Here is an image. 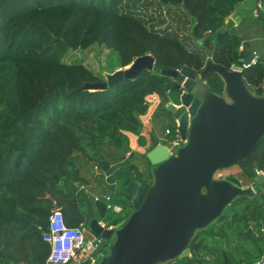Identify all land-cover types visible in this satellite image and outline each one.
<instances>
[{
    "label": "trees",
    "instance_id": "1",
    "mask_svg": "<svg viewBox=\"0 0 264 264\" xmlns=\"http://www.w3.org/2000/svg\"><path fill=\"white\" fill-rule=\"evenodd\" d=\"M243 1L0 0V264H44L49 245L41 232L54 206L70 226H88L89 210L106 227L126 219L133 206L123 186L130 179L147 187L152 182L145 154L155 137L153 126L142 133L148 99L159 98L151 119L157 113L172 118L166 103H178L180 90L173 78L154 69L143 68L105 89H83L85 83L104 80L81 60L67 62L68 53L98 44L116 53L119 67L151 54L160 69L198 74L207 58L230 69L240 66L245 54L238 50L241 38L225 19ZM259 1L264 9V0ZM258 18L264 21V10ZM188 21V33L182 34ZM242 76L250 92L262 95L264 56L243 68ZM206 85L213 93L223 92L216 72L208 73ZM165 129L175 137L174 120ZM135 137L148 163L144 172L127 162L135 154ZM121 160L119 183L108 201L90 200L76 188L75 182H88L93 166L108 172ZM236 164L243 183L253 180L255 169H264V135ZM256 185V193L237 195L228 213L195 230L189 256L162 264L260 260L264 181Z\"/></svg>",
    "mask_w": 264,
    "mask_h": 264
},
{
    "label": "water",
    "instance_id": "2",
    "mask_svg": "<svg viewBox=\"0 0 264 264\" xmlns=\"http://www.w3.org/2000/svg\"><path fill=\"white\" fill-rule=\"evenodd\" d=\"M252 58L249 54L239 62L248 64ZM129 65L82 88L105 89L135 77L143 68L172 77L180 94L178 103L169 101L166 109L181 141L170 152L157 138L151 139L145 156L153 166L152 182L147 187L130 179L123 186L133 206L126 219L106 227L89 210L88 227L99 239L77 264H158L189 256L188 244L196 229L228 213L237 195L252 194L235 175L214 178V173L246 158L264 135V84L263 94L254 95L246 87L242 69H227L210 58L198 74L183 68L160 69L151 54L136 57ZM209 72L221 77L225 96L208 89ZM255 181L262 183L264 175H257Z\"/></svg>",
    "mask_w": 264,
    "mask_h": 264
},
{
    "label": "crops",
    "instance_id": "3",
    "mask_svg": "<svg viewBox=\"0 0 264 264\" xmlns=\"http://www.w3.org/2000/svg\"><path fill=\"white\" fill-rule=\"evenodd\" d=\"M258 3L261 4L259 0H245L239 3L236 10L230 13L225 19V25L227 27H232L233 29H235V31L241 38V44L239 46H241L242 48L239 51L245 54V56L243 57H246L249 54H253V58L255 59L258 56H264V21L258 18V13L257 15H254L253 13V10L256 8ZM259 10H264L262 4ZM189 24L190 22L188 21L187 23H185V26L181 27L180 32L182 34L188 33L187 26ZM233 67H235V65H233ZM118 68H122V67L116 65L110 71L107 72L108 73L113 72ZM153 97L156 100H154L153 104L150 105L148 113L147 115L144 116L143 119V131H142L143 134H145L146 130H148L151 127V115L156 105L159 102V98L156 95H153ZM142 150L143 147L138 146L135 137L133 144H131V151L135 153L136 152L140 153ZM124 162H125L124 160H121L113 164L111 170H109L108 172H100L99 170L93 171L92 169L91 170L92 175L91 174L88 175V182L86 184L79 182H75L74 184L77 189H79L78 188L79 184H84L85 189H81V190L84 191V193L88 196L90 200H95L94 199L95 197H98L99 199L103 198L105 194L110 195L111 192L115 191V189L118 186V179L116 174L118 170L121 168L122 164H124ZM142 164L145 166V162L144 163L142 162ZM79 225H81V227L84 229L83 222L80 223ZM262 257H264V255ZM77 263L78 262L76 261L68 264H77Z\"/></svg>",
    "mask_w": 264,
    "mask_h": 264
},
{
    "label": "built area",
    "instance_id": "4",
    "mask_svg": "<svg viewBox=\"0 0 264 264\" xmlns=\"http://www.w3.org/2000/svg\"><path fill=\"white\" fill-rule=\"evenodd\" d=\"M260 8L261 4L258 3L256 8L253 10L254 15H257ZM241 48L242 47L239 46L238 50H241ZM254 62L255 58H252L250 63L241 64L240 66H235L232 68L241 70L248 67L251 63ZM177 69L179 71L181 68ZM165 133L169 134V129H165ZM180 141V136L176 130V135L171 139L170 146L166 144L165 145L168 147L170 152H175L172 151L171 147L177 149ZM129 154L130 152H127L126 156H128ZM92 169L93 171H98V168L96 166H93ZM257 175H264V169H255L254 178L248 183H243L239 179L241 182V187L249 188L252 193H256L257 188L255 178ZM222 177L224 176L218 178ZM78 188L85 189V185L79 184ZM262 192L264 194V190ZM103 198L108 201L110 195L105 194ZM94 199L98 200L99 198L95 197ZM107 207L111 208L115 212H119L121 210V207L116 204H107ZM260 230L264 233V227H261ZM41 237L49 245V251L44 264H68L76 261L79 262L89 255L99 239L95 235H93L92 237H88L87 235H85L84 229L81 227V225H67L64 221L62 211L59 207H53L51 209L48 215L47 229L41 232ZM253 264H264V257Z\"/></svg>",
    "mask_w": 264,
    "mask_h": 264
},
{
    "label": "rangeland",
    "instance_id": "5",
    "mask_svg": "<svg viewBox=\"0 0 264 264\" xmlns=\"http://www.w3.org/2000/svg\"><path fill=\"white\" fill-rule=\"evenodd\" d=\"M154 16H156V12H153ZM154 22L156 20L154 19ZM67 62L72 61H83L93 72H95L100 78L105 80V75L110 71L113 67H115L117 63L116 53L111 50L103 47L102 45L94 44L91 48L82 50L78 49L76 51H70L68 55L64 58ZM123 68V67H122ZM250 92V91H249ZM252 93V92H250ZM253 94V93H252ZM223 95V94H222ZM225 96V95H223ZM150 105L153 104L154 97H150L149 99ZM165 114L157 113L153 119H151V126H153V133L155 138H157L160 142L170 146V135L165 133L164 127L171 124L174 118H168ZM175 121V120H174ZM148 146V145H147ZM149 147V146H148ZM172 151H176L175 148L171 147ZM142 160V161H141ZM127 162H134L139 167V169L144 172L148 167V163L145 159L139 154L135 153L133 157H131ZM126 162V163H127ZM145 162V166L142 164ZM123 165V164H122ZM235 175L236 177H240L239 175V167L237 164L229 165L225 168L218 169L214 173V178H218L226 175ZM88 175V174H87ZM119 183V182H118ZM259 184V183H257ZM257 188V185H256ZM85 235L88 237H92L94 234L91 232L88 226L84 228ZM107 247L104 249L106 251ZM252 251V250H251ZM168 261V260H166ZM166 261H161L158 264H162Z\"/></svg>",
    "mask_w": 264,
    "mask_h": 264
},
{
    "label": "bare ground",
    "instance_id": "6",
    "mask_svg": "<svg viewBox=\"0 0 264 264\" xmlns=\"http://www.w3.org/2000/svg\"><path fill=\"white\" fill-rule=\"evenodd\" d=\"M130 67V65H127L125 68H129Z\"/></svg>",
    "mask_w": 264,
    "mask_h": 264
},
{
    "label": "flooded vegetation",
    "instance_id": "7",
    "mask_svg": "<svg viewBox=\"0 0 264 264\" xmlns=\"http://www.w3.org/2000/svg\"><path fill=\"white\" fill-rule=\"evenodd\" d=\"M83 226H84V228H85V224L83 223Z\"/></svg>",
    "mask_w": 264,
    "mask_h": 264
}]
</instances>
